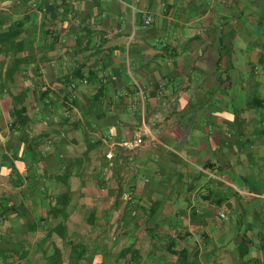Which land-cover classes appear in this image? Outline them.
<instances>
[{
  "label": "crops",
  "instance_id": "crops-1",
  "mask_svg": "<svg viewBox=\"0 0 264 264\" xmlns=\"http://www.w3.org/2000/svg\"><path fill=\"white\" fill-rule=\"evenodd\" d=\"M9 33L0 264H264V0H0Z\"/></svg>",
  "mask_w": 264,
  "mask_h": 264
},
{
  "label": "trees",
  "instance_id": "trees-1",
  "mask_svg": "<svg viewBox=\"0 0 264 264\" xmlns=\"http://www.w3.org/2000/svg\"><path fill=\"white\" fill-rule=\"evenodd\" d=\"M20 36V33H14V34H0V42H10L13 39H16L17 37ZM72 84V83H71ZM69 85V84H67ZM68 87V86H67ZM70 87H68L69 90ZM73 90H70V92L68 91L66 93V95L64 96L63 99V106L67 108V106L71 105L72 101H73V94H72ZM46 93L47 91L43 94L44 97L41 98V100H46ZM14 105L15 109L12 113V117H14L16 119V121L18 123H22V124H26L28 121H30V119L27 117V109L24 105V100L23 99H19L15 98L14 100ZM21 108V109H20ZM258 261H251V264H255Z\"/></svg>",
  "mask_w": 264,
  "mask_h": 264
},
{
  "label": "built area",
  "instance_id": "built-area-1",
  "mask_svg": "<svg viewBox=\"0 0 264 264\" xmlns=\"http://www.w3.org/2000/svg\"><path fill=\"white\" fill-rule=\"evenodd\" d=\"M151 22H152V18L151 17H147L146 19H145V24H146V26H149L150 24H151ZM82 83H87L86 81H82ZM70 88L72 89V90H74L75 88H76V84L73 82L72 84H71V86H70ZM136 144L137 145H142L143 144V140H142V137L140 136V135H137L136 136ZM263 198H264V196H263ZM221 217L223 218V219H227V216L225 215V213H221Z\"/></svg>",
  "mask_w": 264,
  "mask_h": 264
}]
</instances>
